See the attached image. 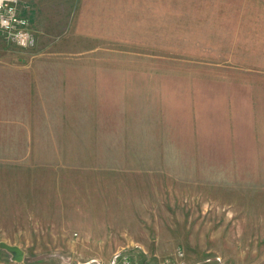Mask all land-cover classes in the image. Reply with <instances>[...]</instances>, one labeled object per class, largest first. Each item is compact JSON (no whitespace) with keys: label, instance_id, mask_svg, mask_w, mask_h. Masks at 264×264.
I'll return each mask as SVG.
<instances>
[{"label":"rangeland","instance_id":"obj_1","mask_svg":"<svg viewBox=\"0 0 264 264\" xmlns=\"http://www.w3.org/2000/svg\"><path fill=\"white\" fill-rule=\"evenodd\" d=\"M16 6L0 264H264V0Z\"/></svg>","mask_w":264,"mask_h":264},{"label":"crops","instance_id":"obj_2","mask_svg":"<svg viewBox=\"0 0 264 264\" xmlns=\"http://www.w3.org/2000/svg\"><path fill=\"white\" fill-rule=\"evenodd\" d=\"M126 0H100L101 6L100 8H105L106 10H109V16L106 20V22H100V28L105 26V32L107 34H116L119 31V24L118 19L115 16V13L123 9L124 3ZM131 1V0H127ZM144 3L149 2V0H143ZM86 8L91 6L92 0H84ZM84 24L85 34L91 36L92 28L91 23ZM87 36V37H88ZM2 40L7 41L5 38L0 37ZM113 39V37H110V39ZM0 39V40H1ZM8 42V41H7ZM10 43V42H9ZM4 52V51H3ZM5 53V52H4ZM3 56L2 51H0V57ZM28 67L19 66V68L15 69H26ZM13 71V66L10 65H3L0 64V81L1 76L3 75V78H10L9 73ZM21 71V70H20ZM2 97V98H1ZM9 98L7 97V92H0V148H12L11 140L14 138L13 141H16V147L15 148H26L28 142L27 137L29 135H33V133H26L20 128L19 123L21 121L20 118L15 119L10 117L8 115H11V113H14L11 107V103L9 102ZM12 104H16L15 100L12 101ZM16 114H18V110H16ZM28 115L25 116L27 118ZM15 119V120H13Z\"/></svg>","mask_w":264,"mask_h":264},{"label":"built area","instance_id":"obj_3","mask_svg":"<svg viewBox=\"0 0 264 264\" xmlns=\"http://www.w3.org/2000/svg\"><path fill=\"white\" fill-rule=\"evenodd\" d=\"M0 36L22 49H32L36 44L28 21L17 11L16 0H0Z\"/></svg>","mask_w":264,"mask_h":264},{"label":"water","instance_id":"obj_4","mask_svg":"<svg viewBox=\"0 0 264 264\" xmlns=\"http://www.w3.org/2000/svg\"><path fill=\"white\" fill-rule=\"evenodd\" d=\"M7 249L13 251V253L16 255V258L18 257V260L21 259V255H20V252L18 249H14V248H9V247H6Z\"/></svg>","mask_w":264,"mask_h":264}]
</instances>
